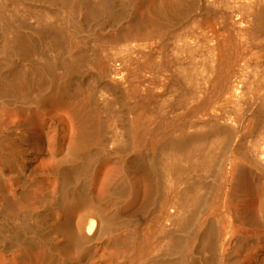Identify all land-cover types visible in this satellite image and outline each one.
I'll return each mask as SVG.
<instances>
[{
  "label": "rangeland",
  "instance_id": "rangeland-1",
  "mask_svg": "<svg viewBox=\"0 0 264 264\" xmlns=\"http://www.w3.org/2000/svg\"><path fill=\"white\" fill-rule=\"evenodd\" d=\"M91 2L93 5V6L91 5V7L96 8V0H91ZM163 2L162 0H108L109 7H107L108 9H106V13L103 15L102 19L100 18L101 20H98L97 18H95V20L92 21V17L89 18L87 20V24L85 25V31L84 33L82 32L84 35L82 33H80L79 35L80 39H82L85 44L82 45L84 47L76 48L74 49L76 51L73 50L72 52V56H74L72 57L74 60L72 62L74 64L77 63L75 64L76 66L73 65L72 63V68L73 70H75L74 77L76 76L75 78H77L79 81L82 80V82H84V84L87 85V83L90 82V80L96 79L97 77L96 70L94 69L95 67L92 65V63H90V61L93 60L92 58H94V56H97L99 58L107 57L108 60L109 59L112 60V61L109 60V62H112L114 65L120 68L119 75L123 79V80H119L120 82H114L110 77H108L109 86L110 84L116 83L115 91L118 92L119 99H120L119 100L120 104L117 106H114L112 111L114 112L115 115L119 116L120 120H122L121 121L122 123L126 122L124 123L126 125L128 121L131 119V117L129 116H131L132 114H130V111H128L127 108L129 107L130 104L132 105L135 103L134 100L128 98L127 93L129 91V86H136L135 84H139L140 86L141 80H143V84L141 85V90H140L141 91L140 95L142 96L141 99L144 96L148 95L149 93H151L152 95L153 94L155 95V96L153 95L154 98L156 99L155 109L158 113L159 119H162L163 117L170 118L171 116H173L172 111H174L175 113H181V117L183 118V120H185L187 118L186 117L187 115L186 107L188 105L187 103H183V104L180 103L181 107H177V104L181 101L186 100L185 92H186V87L189 85V83L186 82L187 80L184 77L186 73L188 72L193 73V74L195 73L194 76L196 78H193V79L194 80L197 79L195 81L198 82L196 83L198 95L201 97L204 96L205 91H206V95H208L207 93L208 85H206L207 84L206 78L208 77V74L204 70L207 68H210L213 65L214 63L213 59L215 58L216 53H217L216 47H218L219 49L220 45L225 44L226 41L224 40L229 39L228 47L231 46L236 51L241 50L239 51L241 53L248 52L247 56L246 54L245 55L241 54L243 55V58H240L241 60H239V64L244 65L245 70H243L242 77L245 80V83H247V87L252 84L255 85V86L252 85V87L254 86L253 90L251 88L247 89L249 90L247 92L248 94L247 95L245 94L243 96V99L242 98L240 99L241 101L243 100L242 102L240 100H239L240 102H235V103H226V102L220 101L219 103L215 104L213 108L214 110L212 108L209 109L208 114L209 113L210 114L209 115L207 114L204 117V119L201 120V123H203L202 121L204 120L207 123L209 122L211 123L212 121H215V119L217 120V118L222 116L223 118H225L226 121H224L223 119H220L221 120L220 125L224 126V127L222 126L224 130H227L229 132L232 131L230 133L234 134V135L231 134L230 137H228L227 144L224 145L223 150L218 153L219 155L218 161L219 159L222 160V161L221 160L219 161V165H220V162L223 165L217 166L216 168L220 167L221 170L219 169L215 170L214 168H212L213 169V170L211 169L212 172L211 170L208 171L210 173L206 172V174L201 173V176L200 174H198L199 176L197 175L196 180L197 181L200 180V182L202 181L201 184H203L204 187L214 186V190H215V188H217V186L220 185V182L222 179L220 178L221 172L225 165V161L227 159L226 157H228L229 154H231L228 151L235 152L233 153L234 155L237 154L239 156H244L251 163L252 166L254 165V167L257 166L258 164L260 165V163H257L259 162V159H257L258 157L255 156V154L253 153L254 150L252 148L255 145L254 143L258 142L261 137L264 138V80H263V76H264V21H263L264 20V15H263L264 14V0H256V1L255 0H166V1L163 0ZM51 3H53V0L52 1L47 0V2H45V5L46 6L48 5L49 7L51 6L52 8L53 6ZM80 3H81V0H67V2L65 3L66 5L64 4L65 6L64 5L62 6L61 4L62 6L61 14L66 19H68L70 22H71V19L73 20L82 19V14H81L82 11L85 12V9H86V12L84 13L85 15L88 12L87 11L88 8L82 9V6ZM254 11H255V15L251 16L252 12ZM256 11H258L261 14L263 13L262 14L263 16H261V14H259ZM259 15L263 19H260L261 17H259ZM255 20L257 21V23H260V24H257ZM104 21H106V23ZM261 23H263V25ZM258 26H259V30H258ZM101 34L103 35L106 34L108 37L107 38L108 40L103 39L102 37L104 36H102ZM218 42L220 45H217ZM101 45L103 47H101ZM223 46L224 45H222V47ZM81 48L83 49L85 48V49L81 51ZM99 48L102 50H100ZM182 48L183 49L185 48V49L183 50ZM105 52H107V54ZM253 52H255V54ZM131 63L132 64L134 63V64L130 65ZM211 63L212 65H210ZM124 64H126L127 67H124L123 66ZM186 65L189 67H187ZM170 66L171 68L172 67L173 68L172 69L169 68ZM184 66L186 68H184ZM202 66L204 68L206 66V68L203 69ZM179 67H181L180 71H179L180 69ZM182 70L184 72H182ZM198 77L200 78L199 80H198ZM121 81L123 82L122 84H121ZM188 82H189V79H188ZM199 82H200V85H199ZM202 85L203 86L205 85V86L203 87ZM146 87L149 90H147ZM252 91L254 92L252 93ZM208 92H209V89H208ZM108 93L110 94V92ZM253 98L255 99L252 101ZM98 103L100 104V101H98ZM126 103L128 107L126 106ZM238 103H241V104H238ZM237 106L238 108H236ZM11 107L4 100V97H0V135L9 134L10 132H15L17 137L18 136L20 137L22 134L23 136L21 137H24L25 139L21 138L22 141L20 140V142L18 143L19 147L17 146L16 149H13L14 151L6 150L5 152H3L4 155L0 154V222L6 223L7 226L10 227V230L12 229V231H14L15 236L18 237L19 240L23 242H25L26 240L28 242H33L34 240L37 241V237H38V240H42V239L48 240L49 239L50 242H53V243L56 242L55 244H58L61 241L59 243L61 244L64 241V238L59 236L56 233L57 232L56 230L57 229L59 230V228L63 224H65L67 221L70 222V224L72 222L71 225L73 226V228L71 227V230L73 229L74 232L78 233L77 234L78 236H79V233H80V236H81V233L82 234L86 233V228L89 224V221L92 218L90 217L89 214L92 215V211L90 210V208H73V207L71 208L69 206L71 205L70 204L71 200L76 197H72V195L68 194L69 192L68 193L66 192L67 190L66 188L62 189L63 188V186H61L62 183L61 184L59 183L60 177H58L53 172L55 171L54 168L57 170L58 169L63 170L64 172L60 171L62 172L60 175L63 178L64 176L67 175L68 180L71 178L70 182H68L70 185L75 184L77 188H80L81 186H83L82 184L83 182L86 183L85 185L87 186H84L86 189H84V187L82 189L84 194H85V190L88 189L87 191H90V192L92 191V193H95L97 196L100 197V196H103V194L107 192V188H108V202H109L108 203V217H106L105 221L100 222L101 223L100 227L102 228V232L99 233L97 230V233H94L95 235L93 234L94 237L93 235L91 236L92 240L91 241L89 240L90 244L88 243V246H90L91 248H94V247L98 248L97 256H95V258L93 256V259L91 257L92 255L89 256V259H91V261L89 259L88 260L91 263L89 261H86V262L88 264H92V263L98 264V259L100 256H102L104 258V261L106 260L105 263H108V264H111V263L112 264H131L130 259H128V256H131V254L133 253L132 250L130 249L133 243L132 242L133 238L130 240H127V237L130 234V232L133 231L132 230L133 226L135 227L136 225V227H139L140 222H141L140 219H142L144 216L146 217L147 214H145V212L141 213V209H142L141 208L140 211L137 210L139 212H136L135 213L136 215L135 214L133 215L137 217H134L133 218L134 220H129L130 219L129 217H127L128 218L127 219L125 218V216H123V212L125 211V209L121 207V203L115 204L116 201L117 202L121 201L122 198H125L127 195L131 196L133 194L132 197H137L139 193V189L134 186H128L129 188L122 187L123 189H120L121 188L120 187L119 190H120V194L122 193L121 195H119V190L117 194H114V195L110 194L113 186L119 182L118 179L121 176V170L119 166L114 163V161L119 157L122 158L121 156L123 157L127 156L130 159L131 158L136 159L138 163H140L143 166V168L147 172L149 171L148 173L151 174L153 170L151 169V166H150V159H149L151 158L150 154L148 153L146 154L144 152L145 154L143 153V155H141L142 152L136 153V151H130L129 148H127L128 150L125 149L122 144L124 139H122L121 135L119 134L121 130H119V128H116L117 126H115L117 124L116 122L117 117L114 119L115 123L111 121L112 119L108 118L109 128L107 124L104 127L105 136H106L105 137L106 139L104 141L105 143L103 142L104 144L102 143V144L96 145L92 142L93 139L92 140L90 139L89 143L91 144L89 145L88 143L89 147L91 146L90 148H88V151L90 152L86 154V158L84 156L85 159L82 157V159L85 160L86 162L79 160L81 161L80 163L78 162L79 164L76 163L72 166L70 162L65 161L64 163V160L67 157L69 158V155H68L69 154L68 149L70 148L69 142H70L71 135H73L72 133L74 132L73 115L69 116L71 114L70 112H68L67 110L65 111L64 109L58 110V108H56V109H49V111H47V114H46V111L39 110L38 111L39 113L32 114L31 116L29 109H32L33 107L29 106L28 104L27 106L26 104L24 105L25 109L22 110L23 112L22 114L18 112L17 108H11ZM243 108L245 109L247 108L246 109L247 111H244L245 109L243 110ZM242 111H244L245 116L244 115L243 116L247 120H244L245 118H242V121L243 120L244 121L242 122L243 124H241V127H240L239 119L241 120V114H243ZM41 112H42V115H41ZM17 115L20 117H17ZM108 115H109V112H108ZM27 116L28 117L30 116V117L28 118ZM211 116L213 118H211ZM234 119H236L237 124H235L236 122ZM18 121L24 122L22 123L23 125L22 127H17ZM184 123H186V120L184 121ZM114 126L116 129L114 128ZM206 129L204 130V132L206 131ZM185 130L183 132L184 134L185 133L186 134L185 135L183 134V135L187 136V130L186 132ZM116 131L118 132L115 133ZM26 132H29V133H26ZM116 135L118 136L120 135L119 138ZM174 135L171 136L172 137L171 139L175 138ZM32 136L33 137L36 136L43 141L40 147L41 150L40 149L38 150V148L32 147L31 142L29 141L30 138H28ZM114 138L116 140L118 139L119 141L121 140V142H116ZM112 141H114V143ZM118 148L119 150L121 149V151H118L117 150ZM7 151L9 152V154ZM107 152H108V158H109L108 163L103 164L104 166L103 165L99 166L98 165L99 161L105 158ZM224 152H226L225 155H224ZM51 157H53L55 160ZM11 159H12V162H11ZM51 159L53 161H51ZM5 160L7 161L5 162ZM93 160H94V165H92L93 163H91L93 162ZM47 162L50 163L52 166L47 164ZM56 162L58 163V165ZM77 164L79 166H76ZM67 165L69 166V168L72 167L74 169L72 168L68 169ZM216 165L218 164L215 163V166ZM76 167H78V169L80 168L81 171L82 170L83 171L82 172L79 171L80 169L77 170ZM258 167L259 166H257L256 168L259 169ZM156 168L154 169L155 170L154 174H155L156 184L158 185L159 188L157 189V192L155 194H157L158 192L162 193L164 188H166L165 189L166 191L168 190L167 186H165L166 182L164 181L162 177L161 170L158 168L156 170ZM65 170L67 171L69 170L70 172L69 171L67 172ZM88 171H91V172H88ZM66 172L67 174L65 175ZM77 173H79L78 175L84 178L85 181L82 180L83 182L81 183L80 177L76 175ZM211 176L212 177L215 176L214 177L215 180ZM198 177L199 178L201 177V179H199ZM72 178L75 180H72ZM75 182L77 183V185ZM36 183L38 184L35 185ZM180 188L184 190V184H182ZM181 189L179 191H182ZM56 195L59 197H57ZM34 197L36 198L35 200H34ZM262 198L263 196H260L258 199H262ZM18 199L20 200L19 207L21 208H18L19 210L16 208L18 210L16 211L19 214L21 213L20 214L21 216L19 215L17 217H11L9 216L7 209L11 207V204H13L12 206L14 207V202H18ZM27 200H29V202ZM65 201L66 202L68 201L69 204L68 203L66 204ZM259 201L261 200L256 199L255 200L256 204L254 203L255 205L252 203L254 201L250 202L251 204L249 203V205L252 206V208L257 214L259 212V211L257 212V210H260L258 208L261 207L262 209V205H263L261 202H260L261 203L260 205ZM4 203H6V205ZM8 205H9V208H8ZM59 205H60L61 210L58 207ZM62 205L63 207L65 206L64 209L67 208L68 210L67 209L64 210L62 208ZM118 205H120L122 209L119 208ZM46 206L48 207V209ZM129 207L131 208V206ZM129 207L128 208L126 207L128 212L135 210V206L132 205V210L129 209ZM154 207H155V204L150 205V207H148V210L152 211ZM62 209L64 211L60 213ZM64 212L67 218L64 217ZM67 213L70 218L68 217ZM139 213L141 214L139 215ZM22 214L24 216L26 214L27 217H24ZM142 214L143 216H141ZM204 214H205V211H203L202 213L199 212L198 214H196V216L191 221L189 220L187 222L188 226L185 225L184 227H182L181 231H179L180 227H175L176 230L175 228H173L175 230V231L173 230L174 234H176L174 241L175 242L176 240H178L177 242L180 241L177 244L180 245L181 250L179 249V250H176L175 252H169L165 249L164 246H160V248H157V250L150 251L149 253L151 254V256L149 255L148 257L154 262H158L159 264H175V263L180 264L181 262H182L181 264L183 263L188 264L192 260H193L192 263L193 262L196 263L199 260L203 264H211V263L212 264L213 263L214 264H264V227L263 228L250 227V226H247L239 222L237 223L234 222L231 224L232 226L231 225L229 226V228H225V227L223 228L221 224L219 223L217 224V222L215 223L213 222L212 223L213 225H211V229L213 233H211L209 232L210 231L209 229H208L209 231L206 229V225L202 224L203 221H205ZM62 217L64 218V220H62L63 219ZM136 218H138L139 220ZM124 221H126L125 224H124ZM134 221H136L135 222L136 224L134 223ZM190 223L193 225H191ZM189 226L193 230L189 228ZM55 227L57 229H54ZM135 228L134 230H136ZM49 229H51L52 231ZM38 230L40 231L38 232ZM110 230H111V233L113 234L110 233ZM18 232H20V234ZM45 235L46 237H44ZM117 235H119V237ZM212 235H214V237L216 236V238H214ZM179 236L182 238H180ZM196 236L201 240L203 238V242L201 241L202 244L204 245L206 244L207 246H209L208 244H210L212 248L209 250L208 248H205L206 246L204 247L203 245V250H201V248H197L193 246V242ZM206 239L211 242L208 243ZM53 240L54 241L56 240V241L54 242ZM204 240L207 241V243H205ZM129 242L131 243V245ZM182 245L184 246L186 245V246L182 248ZM113 247L114 248L118 247V248L114 249ZM10 249L12 250V248H8V249L0 248V264H13V263L17 264L18 260L20 262V259H18V257L16 259L15 258L16 256H14L19 250V248L17 247L16 249H14L16 253H13L12 252L13 250L11 251ZM124 250L125 251L127 250V251L125 252ZM130 250H131V253H130ZM34 252L35 250L33 249L30 250V253H34ZM76 253L77 251L75 252V248L69 251L68 258L71 259L72 262L73 260L74 262L76 261L75 259L77 255ZM55 254L58 256L57 253ZM33 256L34 254L32 255L30 254L29 259L26 260L25 263L28 261L26 264H29V263L32 264L31 261H33V264H36V261L34 262L35 258ZM15 261L17 262L15 263ZM41 262L38 264H41Z\"/></svg>",
  "mask_w": 264,
  "mask_h": 264
},
{
  "label": "bare ground",
  "instance_id": "bare-ground-1",
  "mask_svg": "<svg viewBox=\"0 0 264 264\" xmlns=\"http://www.w3.org/2000/svg\"><path fill=\"white\" fill-rule=\"evenodd\" d=\"M45 2H47V0H0V97H4V100L7 102V104L10 105V107L12 106L11 108H17L18 112L20 114H22L23 113L22 110L25 109L24 105L26 104V106H27V104H28L29 106L33 107L32 109H29L31 116H32V114L39 113L38 112L39 110L46 111V114H47V111H49V109H56V108H58V110L59 109L60 110L64 109L65 111L67 110L68 112L71 113L69 116L73 115V125H74L73 130H74V132L72 133L73 135H71V138L69 137L70 138V142H69L70 148L68 149L69 150V154H68L69 158L66 156L68 158V160H67V158L66 159L64 158L65 159L64 163H65V161L70 162V164H72V166H73L74 164H76L78 162L80 163L81 161H79V160L85 161L82 159V157L84 158V156H85V158H86V154H88V152H90V151H88V148L91 147V146L89 147V145L91 144V143H89V140L93 139L92 142L96 145L102 144L106 139L105 138L106 137L105 136V130H104L105 125L107 124V126L109 128L108 118L112 119L111 121L114 122V119L116 117H117L116 118L117 124L115 126H117L116 128H119V130H121L119 132V134L121 135L122 139H124V141L122 140L123 141L122 144H123L124 148L125 149L129 148L130 151H136V153L142 152L141 155H143L144 152L146 154L147 153L150 154V156H151V158H149L150 159V166H151V169L153 170L151 174H149L148 173L149 171L147 172L143 168V166L140 163H138V161L136 159H133V158L130 159L127 156H125V157L121 156L122 158H120L118 155L117 156L119 158H117L116 160L114 159L115 160L114 163L116 165H118L120 170H121V176L119 178L120 180L118 179L119 182L113 186L110 194H113V195L117 194L120 187H121L120 189H123V188H126L128 186H134V187L139 189V193H138L137 197H132L133 194L131 196L130 195L128 196L126 194L127 196L125 198H122V200L120 199L121 201H118V202L116 201L115 204L121 203V207L123 209H125V211H124L125 213L122 210L123 216H125V218L129 217L130 218L129 220H134L133 218L137 217V216H133V215L136 212H139L141 208H142L141 213L145 212V214H147L146 217L144 216L143 218L141 217V216H143V214L140 216L142 219H140L141 222H140L139 227H136V225H135L136 221H134V223H135L134 225L136 228L133 226V229H132L133 231L131 230L132 232H130L129 235L127 234L128 235L127 240H130L133 238L132 239L133 240L132 245L129 242L131 245L130 249L133 252L131 254V256H128V259H130L131 264H159L158 262H154L153 260H151L148 256L149 255L151 256V254L149 253L150 251L157 250V248H160V246H164L165 249L169 252H175L176 250H179L180 245L177 243H179L180 241L179 242H177L178 240H176V242L174 241L175 236H176V234H174V231L176 230L175 227H180L179 231H181L182 227L187 225L188 224L187 222L189 220L191 221L196 216V214H198L199 212L202 213L203 211H205V214H204L205 215V217H204L205 221H203L202 224L206 225V229L207 230L209 229L210 231L209 230L208 231L211 233H213V231L211 229V225H213L212 224L213 222L214 223L217 222V224L218 223L221 224L223 226V228L224 227L229 228V226L234 222H236V223L239 222V223L245 224V225L250 226V227L263 228L264 227V138L263 137H261L263 139L260 138L261 141L258 139L259 141L254 143L255 145L252 148L254 150L253 153L255 154V156L258 157L257 159H259V162H257V163H260V165L259 164L257 165V166H259L258 167L259 169L256 168L257 166H255V167H254V165L252 166L251 163L244 156H239L237 154L234 155L233 153H235V152L228 151L231 154H229L228 157L225 156L227 159H226V161L224 160L225 165L222 169L221 177H220L222 179H221L220 185L218 184L219 186H217V188H215V190H214V186H210V187L205 186L204 187V185L201 184L202 181L200 182V180L199 181L196 180L198 174H200V176H201V173L206 174V172L210 171L212 168H214L215 170H217V169L221 170L220 167L216 168L217 166L223 165V164H221V162L219 165V161L221 159H219V161H218V158H219L218 153L223 150L224 145L227 144L228 137H230V135L233 133H230L232 131L229 132L227 130H224V128H223L224 126L220 125L221 124L220 119H223L224 121H226L225 118H223L222 116L217 118V120L215 119V121H212L211 123L210 122L207 123V122H205V120L202 121L203 123H201V120H203L204 117L208 114L209 109H211V108L213 109L215 104L219 103L220 101L226 102V103L240 102L241 101L240 99L241 98L243 99V96L245 94L246 95L248 94L247 92L249 90H247V89L251 88L253 90V87L255 85L252 84V85H254L253 87H252V85H249L250 87L249 86L247 87V83H245V80L242 77L243 70H245L244 65L239 64V60H241L240 58H243V55H245V54L247 56L248 52L246 51L247 53H244V52L241 53V52H239L241 50L236 51L231 46L228 47L229 46V39L224 40L226 42H225V44H222V45H224L223 47L218 42L217 45H220V48L218 49V47H216L217 53L215 51L216 56H215V58L213 57L214 58L213 59L214 60L213 65L211 63L210 65H212V66L210 68H207V69H205L206 66H205V68L202 66V68L205 69L204 71L208 74L207 78L204 76L206 73L203 75L207 79L206 85H208L207 86L208 95H206V91L204 90L205 91L204 96H202V97L199 96L197 86H196V83H198V82L195 81L197 79H195V80L193 79V78H196L194 76L195 73L194 74L189 73V72H188L189 74L186 73V75L184 77L187 80L186 82L189 83V85L186 87V92H185L186 100L181 101L177 104V107H181V104H183V103H187V105H188L186 107L187 108V115H186L187 118L185 119L186 123H184L185 120H183V118L181 117V113H175L174 111H172L173 116H171L170 118L163 117L162 119H159L158 113L155 109V100H156L154 98L155 95L153 94L154 95L153 96L151 93H149L148 95L144 96L141 99L142 96L140 95V93H141L140 90H141V85L143 84V80H141L140 86H139V84H135L137 87L136 86H129V91L127 93L128 98L134 100L135 103L132 105L130 104L129 107L126 103V106L128 107L127 110L130 111V114H132V115L131 116L128 115L129 117H131V119L125 125L124 123H126V122L122 123L121 122L122 120H120L119 116L115 115L114 112L112 111L114 106H117L120 104L119 94H118V92L115 91L116 83L112 82L113 84H110V86L108 85V77H110L114 82H120L119 80H123L122 77L119 75L120 68L118 66L114 65L112 62H109V60H111V59L108 60L107 57L106 58L105 57L99 58L97 56H94V58H92L93 60H91L90 63H92V65L95 67L94 69L96 70L97 77H96V79L90 80V82H88L87 85H85L84 82H82V80L79 81L77 78H75L76 76L74 77L75 70H73V68H72V63H73L72 61H74L72 58V57H74V56H72L73 50L76 48H79V47H84L82 45L85 44L84 41L82 39H80V36H79L80 33H82V32L84 33L85 25L87 24V20L89 18L92 17V21L95 20V18H97L98 20L102 19L103 15L106 13V9H108L107 7H109L108 6V0H96V8L91 7L92 2H94V1L91 2V0H81L80 4L82 6V9L88 8L87 13L89 14V16L87 13L84 15V13L86 12V9H85V12H83L81 10L82 11V13H81L82 19H80V20L79 19L78 20L71 19V22L61 14V8L67 2V0H60V1L59 0L58 1L53 0V3H51L53 6L52 8H51V6L50 7L48 5L46 6ZM162 2H163V0H162ZM61 4H62V6H61ZM247 8H246V10H247ZM259 11H260V9H259ZM256 12H258V11H256ZM259 14H261V13H259ZM262 14H261V16L264 15V14L263 15ZM253 15H255V11L252 12L251 16H253ZM261 16L259 15V17H261ZM260 19H263V18L261 17ZM104 22L106 23V21H104ZM256 23H257V21H256ZM257 24H260V23H257ZM261 24L263 25V23H261ZM259 26H258V30H259ZM97 27H99V26H97ZM91 31H93V30H91ZM101 35L105 37V38L102 37L103 39L108 40L107 39L108 37L106 34H105L106 36L103 34H101ZM101 47H103V46L101 45ZM84 49L81 48V51ZM100 50H102V49H100ZM74 51H76V50H74ZM105 53L107 54V52H105ZM185 53H186V51H185ZM253 53L255 54V52H253ZM241 54H243V55H241ZM249 55H250V53H249ZM234 59H236V60H234ZM173 60H175V59H173ZM88 61H87V63H88ZM175 62H177V61H175ZM75 64H77V63H75ZM75 64L73 63V65H75ZM133 64L131 63L130 65H133ZM188 64H190V63H188ZM123 66L127 67L126 64H124ZM134 67H136V66H134ZM176 67H177V65H176ZM187 67H189V66H187ZM169 68H171V66ZM179 68H180L179 69V71H180L181 67H179ZM184 68H186V67L184 66ZM191 69H192V67H191ZM261 69H263V68H261ZM189 71H191V70H189ZM182 72H184V71L182 70ZM199 77H198V80L200 79ZM188 79H189V82H188ZM263 80H264V76H263ZM193 81H194V83H193ZM122 83L123 82L121 81V84ZM199 85H200V82H199ZM255 88H257V87H255ZM146 89H147V87H146ZM208 89H209V92H208ZM147 90H149V89H147ZM150 90H151V88H150ZM181 91H182V89H181ZM108 92H110V94ZM253 92L254 91H252V93ZM108 94H109V96H108ZM254 99L255 98H253L252 101ZM97 100L100 101L101 105L98 103ZM244 101H246V100H244ZM238 104H241V103H238ZM225 105H227V104H225ZM236 108H238V106ZM239 108H240V106H239ZM224 109H226V108H224ZM244 109L245 108H243V110ZM246 109L244 111H247ZM108 110H110V111H108ZM244 111H242L243 114H241V120L239 119L240 123L238 122L240 127H241V124H243L242 122L244 120H247L244 117L245 116ZM51 112H52V110H51ZM108 112H109V115H108ZM41 115H42V112H41ZM216 116H217V114H216ZM17 117H20V116L17 115ZM211 118H213V117L211 116ZM242 118H245V119L242 121ZM37 119H38V117H37ZM234 120L236 122V119H234ZM22 123H24V122L18 121L17 127H22L23 126ZM235 124H237V122ZM115 126H114V128H115ZM206 127H207V129H206ZM202 128H203V130H202ZM185 129L187 130V136H184L186 134V133L184 134V132H183ZM205 129H206V131L204 132ZM186 130H185V132H186ZM200 131H201V133H200ZM117 132L118 131H116L115 133H117ZM26 133H29V132H26ZM174 134H176V135H174ZM172 135H174L175 138L171 139ZM21 136H23V135L21 134ZM21 136L17 137L15 132H10L9 134H1L0 135V154H3V152H5L6 150H13V149H16L17 146L19 147L18 143L20 142V140L22 141L21 138H24ZM116 136H118V135H116ZM119 136H118V138H119ZM121 137H120V139H121ZM28 138H30V140L29 139L28 140L31 142L32 147L38 148V150H39L43 141L36 136L35 137L32 136V137H28ZM115 138H117V137H115ZM115 138H114V140L116 142H121V140L119 141L117 139L118 140L117 141ZM112 142L114 143V141H112ZM260 142H262V143H260ZM88 143H89V145H88ZM256 144H257V146H256ZM107 145H109V144H107ZM228 145H230V144H228ZM115 146H116V144H115ZM115 150H116V148H115ZM117 150L121 151V149L119 150V148ZM56 153H58V152H56ZM225 153L226 152H224V155H225ZM8 154H9V152H8ZM11 155H12V153H11ZM55 157H56V155H55ZM129 157H131V156H129ZM221 157H223V156H221ZM7 158H8V156H7ZM41 158H43V157H41ZM51 158H53V157H51ZM108 160H109V158H108V152H107L105 158L102 159L101 161H99L98 165L101 166L103 164H106V163H108ZM6 161L7 160H5V162ZM43 161H44V159H43ZM51 161H53V160L51 159ZM62 161H63V159H62ZM11 162H12V159H11ZM91 163H93L92 165H94V160ZM215 163L218 165L215 166ZM44 164H45V162H44ZM47 164L51 165L48 162H47ZM78 164L76 166H79ZM87 164H89V163H87ZM57 165H58V163H57ZM156 167L161 170L162 177H163L164 181L166 182L165 186H167V189H168L166 191L165 190L166 188H164L165 187L164 186V187H162V188H164L162 193L158 192L157 194H155V193L157 192V189L159 187L156 184L155 174H154V172H155L154 169ZM71 168H69V166H68V169H71ZM76 168H77V170L80 169V168L78 169V167H76ZM157 168H156V170H157ZM72 169H74V168H72ZM54 170L55 171H53V172L58 177H60L59 178L60 180L59 179L58 180L60 181L59 182L60 184L62 183L61 184V186H63L62 189L66 188L67 190L66 189L65 190L67 193L69 192L68 194L72 195V197H76V198L71 200V202H70L71 205H69V206L71 208L72 207L73 208H90V210L92 211V215L91 214H89V215L92 218L89 221V224L86 228V233H84V234L81 233V236H80V233L78 236L77 235L78 233L74 232L73 229L71 230V227L73 228V226L71 225L72 222L70 224V222L67 221L65 224H63L59 228V230L55 227L54 229H57L56 230L57 232L55 230L54 231L59 236L64 238V241L61 244H59L61 241L58 244H55L56 240L55 241L53 240L55 243L50 242L49 239L48 240L46 239L47 241L45 239L44 240L43 239L38 240V237H37V241L34 240L33 242H28L27 240L25 242L20 241L19 238L15 236L14 231H12V229L10 230V227L7 226L6 223L0 222V248H4V249L12 248L13 251L11 249L10 250L13 253H16L14 251V249H16L18 247L19 250L14 255V256H16L15 257L16 259H17V257H18V259H20V262L18 260L17 264H26L28 261L26 263H25V261L29 259L30 254L31 255L34 254L33 257L35 258L34 262L36 261V264L40 263L41 261L43 262V263L41 262V264H86L87 263L86 261H89V260L91 261V259H89V256L92 255L91 256L92 259H93V256H94V258H95V256H97L98 248L94 247V245H93L94 248H91L90 246H88V243L92 240L91 236L94 233H97V230L99 233L102 232V228L100 227V225H101L100 222L105 221L106 217H108V203H109L108 202V188H107V192L105 194H103V196H100V197L97 196L95 193H92V191L91 192L87 191L88 189L85 190V194H84L82 189L84 186H87V185H85L86 183L83 182V181H85L84 178H82L80 175H78L80 172L77 173L76 175L80 177V182L81 183L83 182L82 183L83 186H81L80 188H77L75 186V184L70 185L68 183V182H70V179H71L70 178L68 180L67 175H66L69 170L68 171L65 170L67 172L65 173L66 176H64V178L60 175L62 173L60 171H63V170L58 169L59 170L58 171L55 168H54ZM85 170H87V169H85ZM212 170H211V172H212ZM79 171H81V169ZM5 172H7V171H5ZM31 172H33V171H31ZM88 172H91V171H88ZM208 173H210V172H208ZM218 173H219V171H218ZM32 176H33V174H32ZM52 176H54V175H52ZM214 177H212V178H214ZM199 179H201V177ZM216 179H217V177H216ZM14 180H16V179H14ZM72 180H75V179L72 178ZM214 180H215V178H214ZM86 182H87V180H86ZM37 184L38 183H36L35 185H37ZM182 184H184V190H182L180 188V186ZM76 185H77V183H76ZM116 186L118 187V189ZM179 188L182 191H179L180 190ZM84 189H86V188L84 187ZM45 190H44V192H45ZM160 190H162V189H160ZM121 194H120V190H119V195H121ZM24 195H26V194H24ZM260 196H263V198L258 199ZM57 197H59V196H57ZM62 197H64V196H62ZM27 199H29V198H27ZM35 199L36 198L34 197V200ZM66 199H64V200H66ZM254 199L255 200L256 199L261 200V201H259V203L261 202L263 204L262 209H261V207L258 208L261 210V211L257 210V212L259 211L258 214L254 211L252 206L249 205V203L252 201H254V202H252L253 204L254 203L256 204V202H258V201L255 202ZM30 200H31V198H30ZM109 200H111V199H109ZM27 201L29 202V200H27ZM19 202H20L19 199H18V202H14V207L12 206L13 204H11L10 208L8 205L9 209H7V210H8L9 216L17 217L21 214V213L19 214L17 212L19 210L18 208H21V207H19ZM67 203H68V201L66 202V204ZM261 203H260V205H261ZM4 204L6 205V203H4ZM54 204H56V203H54ZM153 204H155L154 209L150 208V209H152V211H149L148 207H150V205H153ZM63 205H65V204H63ZM63 205H62V208L64 209L65 206L63 207ZM132 205L135 206L136 211L133 210V211L128 212L127 208L129 206H131V208L129 207V209L132 210ZM58 207L60 208V205ZM118 207L121 208L120 205H118ZM59 208H57V209H59ZM35 209H36V207H35ZM47 209H48V207H47ZM63 209H62V211H60V213L63 212L64 210H66L67 208H65L64 210ZM60 210H61V208H60ZM137 210H139V211H137ZM3 211H5V210H3ZM141 213H139V215ZM67 215H68V213H67ZM24 217H27L26 214ZM52 217H54V216H52ZM64 217H66L65 212H64ZM68 217H69V215H68ZM109 217H110V215H109ZM60 218H61V216H60ZM23 219H25V218H23ZM110 219H112V218H110ZM136 219H138V218H136ZM62 220H64V218ZM125 222L126 221H124V224H125ZM193 224H191V225H193ZM57 225H55V226H57ZM138 225H139V223H138ZM32 226H34V225H32ZM134 228L136 230H134ZM173 228H175V230ZM189 228H191V227L189 226ZM51 229H49V230H51ZM185 230H186V228H185ZM28 231H29V229H28ZM39 231L40 230H38V232ZM107 232H109V231H107ZM18 233L20 234V232H18ZM110 233H111V230H110ZM111 234H113V233H111ZM94 235H93V237H94ZM117 236L119 237V235H117ZM212 236L214 237V235H212ZM44 237H46V235ZM109 237H110V235H109ZM204 237H206V236H204ZM177 238H178V236H177ZM180 238H182V237H180ZM214 238H216V236ZM104 240H105V238H104ZM114 240H116V239H114ZM201 241L203 242V238L201 240L196 236L195 240L193 242V246H195L197 248H201V250H203L204 244H202ZM207 241H205V243H207ZM209 242H211V241H208V243ZM211 244H213V243H211ZM130 245H128V246H130ZM208 245L209 246H207L205 244L204 247L206 246L205 248H208L210 250L212 248V246H210V244H208ZM185 246L182 245V248H184ZM73 248H75V252L77 251L75 262H74V260L72 262L71 259L68 258L69 257L68 256L69 251ZM116 248H118V247H116ZM116 248H114V249H116ZM31 249L35 250V252L30 253ZM131 250H130V253H131ZM54 252L57 253L58 256ZM207 252H209V251H207ZM13 253H12V255H13ZM120 254H121V252H120ZM100 257L98 259V264H108V263H105L106 260L104 261V258L102 256H100ZM13 260H15V259H13ZM31 260H32V258H31ZM192 261L188 264H193L194 262L192 263ZM16 262L17 261H15V263ZM31 263L33 264V261H31ZM160 263H162V262H160ZM170 263H172V262H170ZM194 264H203V263H201V261L198 260Z\"/></svg>",
  "mask_w": 264,
  "mask_h": 264
}]
</instances>
